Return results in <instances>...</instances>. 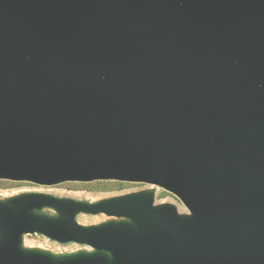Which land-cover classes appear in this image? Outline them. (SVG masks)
<instances>
[{
    "label": "water",
    "instance_id": "obj_1",
    "mask_svg": "<svg viewBox=\"0 0 264 264\" xmlns=\"http://www.w3.org/2000/svg\"><path fill=\"white\" fill-rule=\"evenodd\" d=\"M0 180L151 185L1 196L0 264H264V0H0Z\"/></svg>",
    "mask_w": 264,
    "mask_h": 264
},
{
    "label": "rangeland",
    "instance_id": "obj_2",
    "mask_svg": "<svg viewBox=\"0 0 264 264\" xmlns=\"http://www.w3.org/2000/svg\"><path fill=\"white\" fill-rule=\"evenodd\" d=\"M150 186L151 185L145 183H132L111 180L94 181L89 183L66 182L54 186H42L30 182L0 180V197L20 193L23 191H41L83 200H94L99 197L141 190L144 188H149ZM155 189L157 191L156 201L158 203L173 202L177 204L180 210H186L185 205L174 194L162 188L155 187ZM104 218V215L80 214L78 216V221L84 224H90L99 222ZM26 243L28 245H41L49 247L57 251L72 250L81 247V245H78L76 243L61 244L42 235L41 238L29 235L26 238Z\"/></svg>",
    "mask_w": 264,
    "mask_h": 264
},
{
    "label": "flooded vegetation",
    "instance_id": "obj_3",
    "mask_svg": "<svg viewBox=\"0 0 264 264\" xmlns=\"http://www.w3.org/2000/svg\"><path fill=\"white\" fill-rule=\"evenodd\" d=\"M33 236H37V237L41 238V235H39V234H33Z\"/></svg>",
    "mask_w": 264,
    "mask_h": 264
},
{
    "label": "trees",
    "instance_id": "obj_4",
    "mask_svg": "<svg viewBox=\"0 0 264 264\" xmlns=\"http://www.w3.org/2000/svg\"><path fill=\"white\" fill-rule=\"evenodd\" d=\"M45 212H46V213H49V210H46Z\"/></svg>",
    "mask_w": 264,
    "mask_h": 264
}]
</instances>
